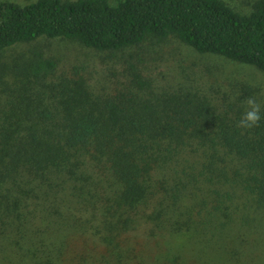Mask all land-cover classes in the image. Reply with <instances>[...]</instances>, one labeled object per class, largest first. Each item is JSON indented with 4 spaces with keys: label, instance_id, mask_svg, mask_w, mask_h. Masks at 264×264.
Here are the masks:
<instances>
[{
    "label": "trees",
    "instance_id": "1",
    "mask_svg": "<svg viewBox=\"0 0 264 264\" xmlns=\"http://www.w3.org/2000/svg\"><path fill=\"white\" fill-rule=\"evenodd\" d=\"M0 1V53L38 37L118 52L174 37L264 74V0ZM38 46L0 65L1 264H264V99L51 80ZM9 76L10 82L4 79ZM244 100V101H243Z\"/></svg>",
    "mask_w": 264,
    "mask_h": 264
},
{
    "label": "rangeland",
    "instance_id": "2",
    "mask_svg": "<svg viewBox=\"0 0 264 264\" xmlns=\"http://www.w3.org/2000/svg\"><path fill=\"white\" fill-rule=\"evenodd\" d=\"M9 1L23 5L34 0ZM224 1L235 10L247 13L253 0ZM32 46H38L45 55L56 60V72L51 77L54 81L64 77H81L96 90L113 87L125 81L124 60L129 53H133L155 92L187 86L213 101L225 99L233 102L244 96L245 101L252 97L245 89L249 87L256 89L258 96L264 99V74L222 55L199 53L174 37L161 42L145 41L133 48L108 52L97 51L65 38L41 36L4 49L0 53V65L11 66L13 62L23 60ZM4 79L10 82L11 78L5 76Z\"/></svg>",
    "mask_w": 264,
    "mask_h": 264
},
{
    "label": "clouds",
    "instance_id": "3",
    "mask_svg": "<svg viewBox=\"0 0 264 264\" xmlns=\"http://www.w3.org/2000/svg\"><path fill=\"white\" fill-rule=\"evenodd\" d=\"M245 111L237 122V126L250 129L259 125L262 116V105L255 98L249 97L245 101Z\"/></svg>",
    "mask_w": 264,
    "mask_h": 264
}]
</instances>
